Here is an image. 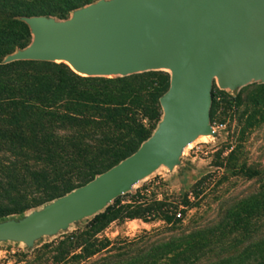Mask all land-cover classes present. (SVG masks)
Wrapping results in <instances>:
<instances>
[{
	"label": "trees",
	"instance_id": "trees-1",
	"mask_svg": "<svg viewBox=\"0 0 264 264\" xmlns=\"http://www.w3.org/2000/svg\"><path fill=\"white\" fill-rule=\"evenodd\" d=\"M97 1L0 0V221L120 163L163 116L160 98L170 77L162 72L86 77L64 62L2 63L31 41L23 17L65 20ZM219 155V167L227 169L234 150L226 145ZM258 176L264 179V168L246 175ZM211 177L187 193L146 187L122 195L84 230L36 248L32 264H264V187L250 196L212 198ZM125 196L131 198L124 202ZM135 219L162 224L134 237L99 235L110 222Z\"/></svg>",
	"mask_w": 264,
	"mask_h": 264
},
{
	"label": "water",
	"instance_id": "water-1",
	"mask_svg": "<svg viewBox=\"0 0 264 264\" xmlns=\"http://www.w3.org/2000/svg\"><path fill=\"white\" fill-rule=\"evenodd\" d=\"M32 41L9 54L19 61L64 62L86 77H126L168 70L163 116L140 148L70 193L20 218L0 221V242L33 248L72 224L103 212L185 150L216 136L213 87L264 84V0H99L65 20L28 16Z\"/></svg>",
	"mask_w": 264,
	"mask_h": 264
},
{
	"label": "rangeland",
	"instance_id": "rangeland-1",
	"mask_svg": "<svg viewBox=\"0 0 264 264\" xmlns=\"http://www.w3.org/2000/svg\"><path fill=\"white\" fill-rule=\"evenodd\" d=\"M71 15L72 13L67 19ZM149 72H162L171 80L168 70ZM213 95L211 123L217 133L216 136L199 138L185 150L181 165L173 171L164 166L160 167L137 184L130 192V196L146 187L158 188L160 192L169 195L187 193L199 180L208 175L212 176L208 180V188L214 194L212 198L221 196L224 192L229 195L227 197L250 196L264 187V179L261 176L253 179L246 177L250 171L264 168V84L253 82L231 91L221 89L215 83ZM226 145L234 150V160L227 169L219 167L222 164L219 153ZM218 190L219 194L215 193ZM130 196L123 197V201L126 202L131 198ZM24 215L8 219L20 218ZM94 217L74 223L67 230H62L54 236L41 238L33 248H28L20 242H0V264H32L36 248L84 230ZM161 224V222L146 223L140 219L126 222L113 221L106 224L99 235L111 239L117 236L134 237L143 230H152Z\"/></svg>",
	"mask_w": 264,
	"mask_h": 264
},
{
	"label": "bare ground",
	"instance_id": "bare-ground-1",
	"mask_svg": "<svg viewBox=\"0 0 264 264\" xmlns=\"http://www.w3.org/2000/svg\"><path fill=\"white\" fill-rule=\"evenodd\" d=\"M191 146V144L189 145V147Z\"/></svg>",
	"mask_w": 264,
	"mask_h": 264
}]
</instances>
